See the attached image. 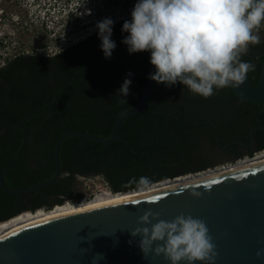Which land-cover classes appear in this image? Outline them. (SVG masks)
Masks as SVG:
<instances>
[{
    "label": "trees",
    "instance_id": "trees-1",
    "mask_svg": "<svg viewBox=\"0 0 264 264\" xmlns=\"http://www.w3.org/2000/svg\"><path fill=\"white\" fill-rule=\"evenodd\" d=\"M136 2L99 0V10L115 5L125 13L113 19L111 38L117 46L111 58H105L97 30L53 55L21 53L0 66L1 173L21 147L23 131L27 132L22 152L5 174L7 187L28 188L51 179L56 170L54 146L63 134L76 130L107 139L118 114L139 103L155 67L149 51L129 54L122 42L129 35L122 31L123 24L131 21ZM259 35L261 42L249 44L241 56L242 61L255 64L246 76L254 86L264 68V22ZM125 79L132 81L126 97L118 92ZM236 100L231 87L214 88V95L204 98L179 82L171 87L154 84L148 104L128 118L121 130L132 148L120 140L105 145L67 137L59 150L62 175L55 183L21 195L8 194L0 187V223L26 210L79 202L75 194L78 177L101 176L114 193L124 194L136 190L129 183L134 177H149L153 185L216 169L221 163L217 161L219 148L236 151L240 147L228 144L235 131L225 123L243 125V140L249 143V102L235 105ZM231 110L238 118L225 121L228 114H234ZM258 149H264V144Z\"/></svg>",
    "mask_w": 264,
    "mask_h": 264
},
{
    "label": "water",
    "instance_id": "water-1",
    "mask_svg": "<svg viewBox=\"0 0 264 264\" xmlns=\"http://www.w3.org/2000/svg\"><path fill=\"white\" fill-rule=\"evenodd\" d=\"M156 83L150 78L147 80L139 103L118 114L109 138L76 130L63 134L54 146V176L32 187L10 189L4 177L26 144L24 130L21 147L4 172H0L2 190L21 195L41 191L55 183L62 175L59 150L67 137H81L105 145L120 140L132 148L121 137V130L128 118L148 104ZM231 89L241 101L263 104L264 68L255 86L246 77L243 84ZM193 192H199L200 197L193 196ZM27 211L32 212H23ZM146 211L158 213L165 221H172L182 213L204 221L215 245L214 264H264V256L259 259L256 256L258 250H264V163L130 200L25 223L0 242V264H171L163 255L153 253L144 258L138 246L141 237L131 236V231L141 226L137 221ZM129 240L133 243L129 244Z\"/></svg>",
    "mask_w": 264,
    "mask_h": 264
},
{
    "label": "clouds",
    "instance_id": "clouds-1",
    "mask_svg": "<svg viewBox=\"0 0 264 264\" xmlns=\"http://www.w3.org/2000/svg\"><path fill=\"white\" fill-rule=\"evenodd\" d=\"M131 17L123 24L122 31L129 35L122 42L129 54L151 53L155 72L149 78L157 83L171 87L179 82L208 98L214 95V88L239 87L247 73L255 70V64L242 61L241 56L249 44L261 42L264 0H137ZM113 25L110 17L96 24L105 58H111L117 46L111 38ZM131 83L125 79L119 94L129 95ZM129 183L138 191H148L153 182L142 176ZM137 223L141 226L131 236L141 237L138 246L144 258L154 253L171 264H214L215 245L204 221L183 213L165 221L158 213L146 211ZM256 256H264V250H258Z\"/></svg>",
    "mask_w": 264,
    "mask_h": 264
},
{
    "label": "rangeland",
    "instance_id": "rangeland-1",
    "mask_svg": "<svg viewBox=\"0 0 264 264\" xmlns=\"http://www.w3.org/2000/svg\"><path fill=\"white\" fill-rule=\"evenodd\" d=\"M98 5L99 0H0V66L21 53L53 55L95 33L104 18L125 15L115 5L100 10ZM102 189L101 176L76 180L79 201Z\"/></svg>",
    "mask_w": 264,
    "mask_h": 264
},
{
    "label": "bare ground",
    "instance_id": "bare-ground-1",
    "mask_svg": "<svg viewBox=\"0 0 264 264\" xmlns=\"http://www.w3.org/2000/svg\"><path fill=\"white\" fill-rule=\"evenodd\" d=\"M263 163H264V152L258 154L257 157L255 158H250L239 161L237 163L224 165L216 169L213 168L209 171H205L199 174L182 176L180 178H177L176 180H171V181L166 180L153 184L151 189L148 191L135 190L122 194V193H114L113 191L104 188L100 192L94 193L93 196L89 198L85 197L81 199L79 202L66 201L63 204L54 206L52 209L49 210L42 208L35 212H29V211L23 212L6 222L0 223V242L5 240L12 234H14L25 223L37 219L54 217V216L74 213L78 211H83L87 209H92L117 202H122L133 198L160 192L163 190L175 188L181 185L199 182L208 178L235 172L238 170H242Z\"/></svg>",
    "mask_w": 264,
    "mask_h": 264
},
{
    "label": "flooded vegetation",
    "instance_id": "flooded-vegetation-1",
    "mask_svg": "<svg viewBox=\"0 0 264 264\" xmlns=\"http://www.w3.org/2000/svg\"><path fill=\"white\" fill-rule=\"evenodd\" d=\"M242 101L236 100L234 101L235 105H240ZM264 103H255L249 102V125L248 127V135H249V143H245L243 140V132L244 128L243 125L240 124H231L225 123L226 128L230 129L231 131H235L233 135L235 138L231 139L228 144L230 143H237L240 147L234 151L225 148H219L217 152V161L219 162H234L238 160H242L244 158H249L252 152H260L264 149H258L260 144H264ZM259 111H263V119L259 116ZM234 114H228L225 117V121H232L238 118V115H235L236 111L231 110ZM248 124V123H247ZM262 137V139H260ZM243 154V155H242ZM239 156V157H238Z\"/></svg>",
    "mask_w": 264,
    "mask_h": 264
},
{
    "label": "built area",
    "instance_id": "built-area-1",
    "mask_svg": "<svg viewBox=\"0 0 264 264\" xmlns=\"http://www.w3.org/2000/svg\"><path fill=\"white\" fill-rule=\"evenodd\" d=\"M264 152V150L263 151H260V152H258V153H256L252 158H255V157H257V155L258 154H261V153H263ZM248 158V157H247ZM247 158H244V159H242V160H246ZM242 160H239V161H242ZM238 161V162H239ZM180 177H182V176H180ZM180 177H177V178H180ZM177 178H174V179H168V180H176ZM103 179V178H102ZM103 182H104V188L105 189H109V190H111L110 189V187H109V185H108V183L103 179ZM112 191V190H111Z\"/></svg>",
    "mask_w": 264,
    "mask_h": 264
}]
</instances>
